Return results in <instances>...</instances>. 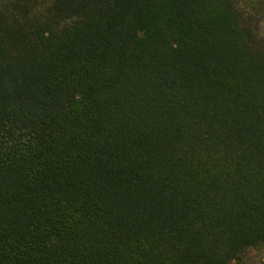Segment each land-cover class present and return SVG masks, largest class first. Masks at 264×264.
<instances>
[{
    "label": "trees",
    "instance_id": "16d2710c",
    "mask_svg": "<svg viewBox=\"0 0 264 264\" xmlns=\"http://www.w3.org/2000/svg\"><path fill=\"white\" fill-rule=\"evenodd\" d=\"M257 250L264 0H0V264Z\"/></svg>",
    "mask_w": 264,
    "mask_h": 264
},
{
    "label": "rangeland",
    "instance_id": "374dc122",
    "mask_svg": "<svg viewBox=\"0 0 264 264\" xmlns=\"http://www.w3.org/2000/svg\"><path fill=\"white\" fill-rule=\"evenodd\" d=\"M246 264H264V251H252Z\"/></svg>",
    "mask_w": 264,
    "mask_h": 264
}]
</instances>
